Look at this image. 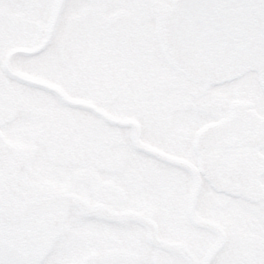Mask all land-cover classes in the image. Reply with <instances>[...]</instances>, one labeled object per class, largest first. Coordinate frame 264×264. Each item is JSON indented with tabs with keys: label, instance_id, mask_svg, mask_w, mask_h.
<instances>
[{
	"label": "snow or ice",
	"instance_id": "snow-or-ice-1",
	"mask_svg": "<svg viewBox=\"0 0 264 264\" xmlns=\"http://www.w3.org/2000/svg\"><path fill=\"white\" fill-rule=\"evenodd\" d=\"M105 8L161 14L158 24L135 26L134 47L125 39L132 31L127 25L118 38L100 42L104 50L119 49L125 63H139L145 85L155 80L158 86L189 90L212 80L222 89L234 87L242 80L235 70L254 65L249 87L260 115L251 118V133L264 154V0H0V264H264V225L258 238L244 245L225 228L223 198L229 193L222 177L233 171L236 154L221 153L223 168L212 167L210 158L238 129L213 98L172 127L164 152H139L137 167L152 174L155 188L127 197L123 206H97L94 188H81L71 177L44 175L30 152L14 150L13 136L31 133L38 142L42 101L86 111L18 78L14 68L41 69L70 43L84 38L95 43L102 30L109 36L107 22L90 15ZM22 45L31 54L17 55ZM85 94L101 96V86L89 84ZM210 120L223 126L204 142L199 129ZM107 164L120 185L138 183L118 157ZM251 179L264 201V160ZM213 197L215 205L209 202ZM161 203L166 214L155 221L152 208ZM259 214L264 217V208ZM162 226L170 239L161 238Z\"/></svg>",
	"mask_w": 264,
	"mask_h": 264
},
{
	"label": "rangeland",
	"instance_id": "rangeland-1",
	"mask_svg": "<svg viewBox=\"0 0 264 264\" xmlns=\"http://www.w3.org/2000/svg\"><path fill=\"white\" fill-rule=\"evenodd\" d=\"M104 10L106 13H104L105 15L112 16L111 13L114 14L116 8H105ZM126 13L128 16L133 17L131 24H126L130 28L134 25L148 27L161 22V14L151 9L148 10V14L128 10H126ZM90 15L93 16L92 13ZM118 16L119 14H114L113 21H119L117 18ZM111 27L113 26H109V28ZM113 32L114 31L110 29V35L106 36L105 31L102 30L93 38L95 43H92L88 38L77 42L82 46V55L85 61L83 62L88 65V68H85V66L81 64L82 66L76 69L75 72H82L80 79H89L88 84L95 83L101 86V96H89L85 94L86 89L80 85L81 80L78 82V79H76L70 67L64 63L62 55L54 58L46 66L38 70L25 66L14 68V72L17 74L18 78L56 92L69 104L78 105L86 109L84 112H75L70 108H52L46 100L42 101L40 105L42 116L48 124H54L59 120L63 121L64 125L62 126V130L69 132L71 138L75 135H81L83 137V140L87 143L85 153H88V148L90 147L95 149L96 156L89 160L93 162L92 164L89 162L83 163L81 159H75L76 161L74 160L72 163H59L58 161H53L48 156V148L39 141L35 142L31 133H22L19 136H13L11 138V142L17 144L21 149L30 152L33 157L40 162V173L52 176L53 178L71 177L84 189L91 187L90 184H88L89 182H87L91 178L90 176H98L99 179L103 178V173L100 168L107 165L106 161L112 158V156H107L105 153L106 150L108 151V148H110L108 145H111V149L115 151L119 150L118 145L114 142L115 140H113L117 137L116 127L111 129L110 124L112 123H109L111 121L103 119L102 113H108L111 117H116L121 107L118 103L122 102L124 97L132 101L135 95L131 93V90L135 87V84L138 85L137 80L141 84L146 79L145 73L139 63L132 61L125 63L122 59L121 52L118 53L116 51L117 48L111 49V51L114 52L110 53V55L108 50H104L100 47V42L102 40L106 38L116 39L120 36V33L116 35L117 32ZM132 32H135V28L133 27ZM125 39L131 42L130 45L128 44L130 48L134 47V37L127 35ZM31 51V49H26L25 46L22 45L21 51L16 54L28 55L31 54ZM136 76L138 78H136ZM152 84H156L155 80H153ZM126 88L127 91L125 90ZM105 89H108L109 92L105 93ZM191 90H195L196 94L193 95ZM170 96L177 99V101L201 99L202 97L206 99L213 98L216 101L230 105L232 100L239 95L234 92L233 87L222 89L217 86L213 87L212 85H208L206 82H196L190 86L189 90L167 89L162 95V99H166L167 97L170 98ZM109 100L110 104H107ZM92 104L94 108L89 109L87 106H91ZM192 110V108H185L183 110L174 111L173 126L178 121L183 120ZM217 110L221 109L217 108ZM225 112L227 113V117L231 115L230 111ZM214 121L216 120H210L207 124ZM107 135L108 138H106ZM111 135L115 136L112 137ZM160 139L161 137L158 136L155 137L153 141H159ZM110 140L113 141L110 142ZM105 141L107 142L105 143ZM93 167H100L93 169L97 174L88 173L90 168ZM84 178L86 179L84 180ZM146 181L148 183L147 186L139 191L132 192L129 187H126L123 190L126 197L133 195L139 196L148 191H152V189L155 188L152 174L147 175ZM108 183L111 188L120 186L119 183L113 179H110ZM235 193L236 195L231 196L230 200H227L226 197L223 198L224 206L228 209L225 228L236 234L238 244H250L258 238L261 226L264 225V217L259 214L261 208H264V206L252 203L245 191H236ZM209 202L212 205L217 203L214 197L210 198ZM194 211L199 215L198 209H194ZM165 214L163 203L152 208V215L156 218L155 221H158L159 218ZM255 220H257V223H254ZM161 238L170 239L164 231L163 226Z\"/></svg>",
	"mask_w": 264,
	"mask_h": 264
},
{
	"label": "flooded vegetation",
	"instance_id": "flooded-vegetation-1",
	"mask_svg": "<svg viewBox=\"0 0 264 264\" xmlns=\"http://www.w3.org/2000/svg\"><path fill=\"white\" fill-rule=\"evenodd\" d=\"M148 10L150 9L135 12L148 14ZM104 13L105 10L102 9L99 12L92 13V15L102 18L107 22L108 26L112 25L113 27L109 28V30H113V33L117 32L116 35H119V30L122 26L131 24V20H133V17L128 16L126 10L123 9H116L114 12L115 15L119 14L117 17L119 21H113L114 14L111 13L112 16H110L105 15L106 13ZM132 27L135 28V25ZM127 35H131L135 39V32L130 31L125 36ZM128 44L130 45L131 42H128ZM81 47L82 46L78 43H70L66 47L62 56L64 58V63L66 65L69 64V67L76 79H78V82L81 80L80 85L86 89L89 85V79L82 80L80 79L82 72H75L76 69L80 68L82 65H84L85 68H88V65L84 63L85 61ZM116 51L120 53L119 49ZM108 52L110 54L114 51H111L110 49ZM254 74L255 72L251 70H247L242 74H235L237 78L242 77V80L238 86L233 87L234 92L239 96L235 97L230 105L216 101L217 108L224 111H230L231 115L227 117V120L234 128L238 129V133H229L223 142L218 145L217 153L210 158V165L216 168H223V164L219 159L221 153L234 152L236 158L232 164L233 171H225L222 177L223 186L229 193L228 196H226V199L230 200L231 196L236 195V191H245L252 203L264 206V201H262L257 194L256 184L251 179L253 175L258 173L260 169V161L264 160V154L257 150V138L251 133V118L260 115L256 108L257 101L249 87V85L255 80ZM136 78L138 77L136 76ZM205 82L213 87L217 86L216 84L207 81ZM137 84L138 85L135 84V87L131 90V93L135 95L134 99L130 101L124 97L123 101L118 103L121 107L120 112H118L116 117H111L108 113H102L103 119L111 121L109 122L112 123L110 124V128L113 129V127H116L117 137L113 140H115L114 142L119 147V150L115 151L114 149H111V145H108L110 148H108V151L106 150L105 153L107 156L118 157L121 168L125 170L131 169L133 171V175L136 177L138 183L133 187H129L132 192L142 190L143 187H146L148 184L146 177L148 174L151 175L147 170L138 169L137 160L139 158V152L149 151L153 154L164 152L166 147L165 137L170 134L173 127L174 111L183 110L185 108L194 109L198 104L206 103L208 100V98L206 99L202 97L201 99L197 98L187 99L186 101H177V99H174L172 96H170V98L167 97L166 99H162V95L167 89L174 90L177 88L173 86H158L157 84L145 85L144 82L140 84L138 80ZM125 90L127 91V88ZM108 92V89H105V93ZM191 93L195 95L196 91L191 90ZM107 104H110V100L107 101ZM87 107L93 109L94 105L92 104ZM63 125L64 122L61 120L54 124H48L46 120H43V123L39 128L40 133L36 135L38 139L37 141L42 142V145L48 148V153H53L50 158L59 163H72L75 159H81L83 163H87L90 159L94 158L96 156L95 149L90 147L88 148V153H85L87 143L83 140V137L81 135H75L71 138L69 132L62 130ZM222 126L223 122L218 120L203 125L199 129L201 140L207 142L211 137L218 133ZM111 136L114 137L115 135ZM158 136H160L161 139L159 141H153V139ZM106 138H108V135ZM113 140H110V142ZM106 142L107 141H105V143ZM12 144L16 149L23 150L17 144ZM203 146L204 145L202 144V147ZM73 152L78 154V158H69V154ZM169 155H172V153H169ZM95 168L100 167L90 168L88 173L97 174V172L93 170ZM100 169L102 170L103 178L99 179L98 176H90L91 178L87 181L91 188H94L96 195L98 196V199L95 201L97 206H107L111 203H118L121 206L126 204L127 197L123 190L128 186L119 184V187L111 188L108 183L112 176L110 167L107 164ZM235 171H239L241 175H234L233 172ZM85 179L86 178H84V180ZM153 190L154 188L152 191ZM254 223H257V220H255Z\"/></svg>",
	"mask_w": 264,
	"mask_h": 264
},
{
	"label": "water",
	"instance_id": "water-1",
	"mask_svg": "<svg viewBox=\"0 0 264 264\" xmlns=\"http://www.w3.org/2000/svg\"><path fill=\"white\" fill-rule=\"evenodd\" d=\"M246 69H251V70H253V71H256L254 65L246 64V65H241L239 68H237V69L235 70L234 74H236V73H242V72H243L244 70H246ZM208 81L214 83L212 80H208Z\"/></svg>",
	"mask_w": 264,
	"mask_h": 264
}]
</instances>
